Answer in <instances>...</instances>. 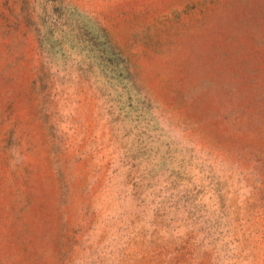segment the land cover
<instances>
[{
    "label": "rangeland",
    "instance_id": "1",
    "mask_svg": "<svg viewBox=\"0 0 264 264\" xmlns=\"http://www.w3.org/2000/svg\"><path fill=\"white\" fill-rule=\"evenodd\" d=\"M0 264H264V0H0Z\"/></svg>",
    "mask_w": 264,
    "mask_h": 264
}]
</instances>
